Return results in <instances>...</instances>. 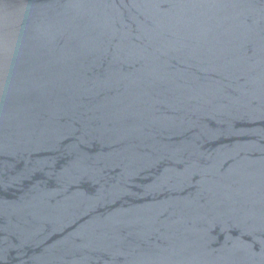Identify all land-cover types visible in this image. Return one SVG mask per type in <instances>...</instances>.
Returning a JSON list of instances; mask_svg holds the SVG:
<instances>
[{
    "label": "water",
    "instance_id": "1",
    "mask_svg": "<svg viewBox=\"0 0 264 264\" xmlns=\"http://www.w3.org/2000/svg\"><path fill=\"white\" fill-rule=\"evenodd\" d=\"M0 264H264V0H0Z\"/></svg>",
    "mask_w": 264,
    "mask_h": 264
}]
</instances>
